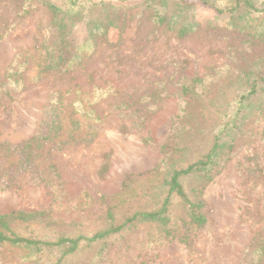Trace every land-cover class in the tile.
<instances>
[{"label": "rangeland", "instance_id": "1", "mask_svg": "<svg viewBox=\"0 0 264 264\" xmlns=\"http://www.w3.org/2000/svg\"><path fill=\"white\" fill-rule=\"evenodd\" d=\"M103 1L113 7L101 15L84 13L89 21L115 18L105 34L90 40L92 53L66 72L37 77L38 54L50 41L49 11L42 0H0V83L18 51H33L22 85L0 94V214L49 211L47 220L22 229L40 240L104 228L109 203L116 219L157 206L171 169L200 155L211 138L208 130L234 109L244 73L264 74V37L247 36L249 29L239 33L209 5L189 9L183 24L192 28L179 36L154 24L151 9L159 4ZM255 2L264 7V0ZM21 3L30 4L29 14L18 18ZM71 35L79 43L88 40L81 25ZM196 78L205 82L191 83L193 94L182 95L181 85ZM154 91L162 96L150 95ZM55 121L59 131L41 141L28 165L20 164L19 145L45 134ZM237 123L202 188L206 223L192 231L189 246L178 240L184 210L174 205L171 240L156 226L141 224L111 237L100 256L96 247L86 248L68 264H250L254 234H264V88L242 108ZM126 176L122 202L117 195ZM197 181L183 179L189 197ZM55 258L47 248L0 249V264H54Z\"/></svg>", "mask_w": 264, "mask_h": 264}, {"label": "trees", "instance_id": "2", "mask_svg": "<svg viewBox=\"0 0 264 264\" xmlns=\"http://www.w3.org/2000/svg\"><path fill=\"white\" fill-rule=\"evenodd\" d=\"M145 4H159L152 7L151 18L156 26L166 25L168 29H175L181 36L192 28L188 24H183V19L198 3L209 5L216 14L228 16L229 24L239 32L244 33L245 29L253 30V33L247 32V36L264 37V7H258L255 0H226L220 4H211L208 0H143ZM42 4L48 9L49 35L50 41L47 46L42 47L38 54L39 59L36 63L39 77L46 71H64L74 68L79 59L84 55L92 53L93 40L98 34H105L108 27L113 25L115 18L112 14H106L104 17H95L91 21L85 19L86 11H95L99 15L103 14L106 8L113 7L109 2L100 0L93 3L91 0H42ZM30 4L21 3L17 12L18 18L29 14ZM98 7V8H97ZM106 7V8H105ZM97 14V15H98ZM195 24V23H193ZM81 25L87 31V39L82 42H76L71 35L72 30ZM2 36V35H1ZM250 36V37H251ZM90 43V44H89ZM35 49V48H34ZM31 50L18 51L10 66L5 72L3 81L0 83V94L7 96L11 85H22V74L28 64ZM238 71V78L241 74ZM245 87L238 93L235 99L234 109L224 113L213 129L208 130L211 138L207 147L193 161L184 168L171 169L168 178L163 182L165 193L163 199L150 209L134 211L123 215L119 219L115 216V205L109 203L104 213V228L90 233V235H58L51 240H40L31 234L22 232L23 228L30 227V224L38 223L48 219L49 211H11L6 214H0V249L6 246L29 248L34 251H41L42 248L53 249L56 252L54 264H68V262L86 248H94L97 256H100L108 245V240L114 235H120L128 230L135 229L141 224L156 226L160 234L166 239L174 238L176 222L171 216L174 205L183 207V214L180 219L182 230L178 240L189 246L190 234L192 231L203 227L206 218L202 212L204 203L201 200L202 188L210 182L214 176L216 168L219 166V156L223 153L225 142L224 137H231L237 123V115L242 108L249 106V101L258 97L260 91L264 88V74L244 73ZM205 82L203 78H196L190 81V85H181V94H193V83ZM192 83V84H191ZM155 91L150 95H155ZM199 94V92H198ZM201 94V92H200ZM157 96V98H158ZM138 104L140 101H137ZM248 103V104H247ZM152 111V110H151ZM150 116V112L145 113V119ZM60 123L55 121L45 134L37 132L19 145L20 164L28 165L37 154L33 152L41 149V141L53 138L59 131ZM238 128V126H237ZM33 151V152H32ZM35 151V152H36ZM31 155L29 157L28 155ZM28 156V157H27ZM107 169L105 161L101 172ZM157 169L154 172H157ZM130 177L126 176L122 183V192L117 195V199L124 202L125 189L130 183ZM198 179L199 186L194 187V197H189L182 181L183 179ZM252 249L248 251L250 264H264V234L258 231L253 237Z\"/></svg>", "mask_w": 264, "mask_h": 264}]
</instances>
